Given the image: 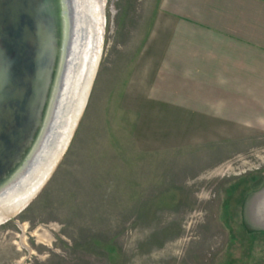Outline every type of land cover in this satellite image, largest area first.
<instances>
[{
  "label": "rangeland",
  "instance_id": "obj_1",
  "mask_svg": "<svg viewBox=\"0 0 264 264\" xmlns=\"http://www.w3.org/2000/svg\"><path fill=\"white\" fill-rule=\"evenodd\" d=\"M100 1L86 105L40 190L0 223V264H264V231L244 219L264 190V130L210 132L158 102L163 0Z\"/></svg>",
  "mask_w": 264,
  "mask_h": 264
},
{
  "label": "water",
  "instance_id": "obj_2",
  "mask_svg": "<svg viewBox=\"0 0 264 264\" xmlns=\"http://www.w3.org/2000/svg\"><path fill=\"white\" fill-rule=\"evenodd\" d=\"M77 5V0H0V206L41 179L19 212L64 151L59 142L69 113L66 90L74 85L84 40ZM244 209L247 226L264 231V190Z\"/></svg>",
  "mask_w": 264,
  "mask_h": 264
},
{
  "label": "crops",
  "instance_id": "obj_3",
  "mask_svg": "<svg viewBox=\"0 0 264 264\" xmlns=\"http://www.w3.org/2000/svg\"><path fill=\"white\" fill-rule=\"evenodd\" d=\"M162 5L151 42L158 102L205 120L210 132L264 130V0Z\"/></svg>",
  "mask_w": 264,
  "mask_h": 264
},
{
  "label": "bare ground",
  "instance_id": "obj_4",
  "mask_svg": "<svg viewBox=\"0 0 264 264\" xmlns=\"http://www.w3.org/2000/svg\"><path fill=\"white\" fill-rule=\"evenodd\" d=\"M77 10L79 13V30L84 36L80 51L82 54L81 65L78 63L77 71L75 73L74 85L70 91L71 85L66 90L65 110L68 111L67 120L65 116L62 119L60 132L59 146L64 149L69 142L72 131L77 123L85 102L90 92L92 82L98 68L99 53L102 41V30L104 19L100 10V0H77ZM98 29V32H97ZM98 33V34H96ZM96 34V35H95ZM74 50L76 45H74ZM86 75L84 76V74ZM86 77V79H85ZM65 124V125H64ZM63 125V126H62ZM41 179L32 186L18 190L14 195H8V198L0 206V223L17 214L18 208L29 198L40 184ZM39 183V184H38Z\"/></svg>",
  "mask_w": 264,
  "mask_h": 264
}]
</instances>
